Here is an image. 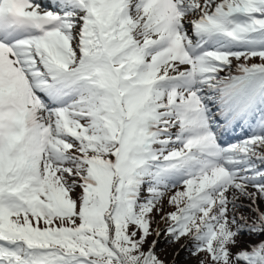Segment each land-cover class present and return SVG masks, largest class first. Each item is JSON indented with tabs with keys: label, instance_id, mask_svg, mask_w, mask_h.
<instances>
[{
	"label": "snow or ice",
	"instance_id": "obj_1",
	"mask_svg": "<svg viewBox=\"0 0 264 264\" xmlns=\"http://www.w3.org/2000/svg\"><path fill=\"white\" fill-rule=\"evenodd\" d=\"M260 202L264 0H0V264H264Z\"/></svg>",
	"mask_w": 264,
	"mask_h": 264
},
{
	"label": "rangeland",
	"instance_id": "obj_2",
	"mask_svg": "<svg viewBox=\"0 0 264 264\" xmlns=\"http://www.w3.org/2000/svg\"><path fill=\"white\" fill-rule=\"evenodd\" d=\"M168 197L169 196H167V198H163L161 200V207L163 209V212L169 211L170 207L167 204ZM245 200L247 201V199H245ZM261 205L262 206H260V207L262 209H264V202H261ZM245 211H246V215H249V211L247 209ZM162 214L163 213H161V212H154L153 213V220H154L152 223L153 229L165 228L164 221L161 219ZM152 239H156V237L155 236L151 237L150 242ZM247 239L248 238L245 237L244 240H246V242H247ZM181 244H183L182 240L178 243H170V242H167L164 237H161L157 242L156 253L159 256V258L164 261V264H199V261L203 257L191 255L188 248H182Z\"/></svg>",
	"mask_w": 264,
	"mask_h": 264
},
{
	"label": "bare ground",
	"instance_id": "obj_3",
	"mask_svg": "<svg viewBox=\"0 0 264 264\" xmlns=\"http://www.w3.org/2000/svg\"><path fill=\"white\" fill-rule=\"evenodd\" d=\"M239 141H240V140H238L237 142H239ZM237 142H236V143H237Z\"/></svg>",
	"mask_w": 264,
	"mask_h": 264
}]
</instances>
